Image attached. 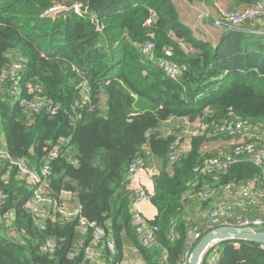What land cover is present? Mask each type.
I'll return each mask as SVG.
<instances>
[{"label": "trees", "instance_id": "obj_1", "mask_svg": "<svg viewBox=\"0 0 264 264\" xmlns=\"http://www.w3.org/2000/svg\"><path fill=\"white\" fill-rule=\"evenodd\" d=\"M234 2L240 9L228 11L256 3ZM54 5H78L81 13H95L97 18L91 21L78 13L49 18L45 12ZM152 15L151 26H145ZM147 42L154 44L157 57L172 49L173 61L186 66L179 80L167 77L154 59L140 52ZM16 61L23 65L20 96L38 102L40 109L25 112L9 93L8 83L0 86V136L9 158L39 173L52 150L67 148L60 145L62 139L68 140L71 151L69 157L60 153L49 163L51 176L44 187L52 203L42 231L24 208L32 186L15 166L9 168L8 160L1 162L0 264H86L81 253L69 257L81 238L76 228L80 217L103 227L115 240V256L103 252L105 264L122 258L124 238L137 244L146 264H159L163 256V264H181L185 252L197 243L190 242L194 229L205 234L204 214L212 201L236 197V191L228 194L223 189L226 185L253 182L264 191L262 169L246 159L225 173L195 175L194 168L221 147L203 150L204 145L223 136L209 130L194 137L188 153L170 164L175 139L158 131L171 118L211 123L231 115L264 129L262 36L229 31L215 47L198 41L181 21L173 0H0V78ZM136 158L160 162L150 199L157 210L150 222L158 227L157 245L150 249L139 245L129 212L125 179ZM213 183L214 196L197 202L203 211L200 222L187 221L183 206L191 203L188 196L212 189ZM63 193L75 203H64ZM63 204L78 208L76 219L65 220L57 213ZM8 212L13 214L11 221ZM46 239L54 240L53 253L41 252ZM215 249L217 264H264V246L259 244L230 240Z\"/></svg>", "mask_w": 264, "mask_h": 264}, {"label": "built area", "instance_id": "obj_2", "mask_svg": "<svg viewBox=\"0 0 264 264\" xmlns=\"http://www.w3.org/2000/svg\"><path fill=\"white\" fill-rule=\"evenodd\" d=\"M74 7L76 8V13L79 15L87 14L91 21L97 18L95 13L88 14L87 11L81 13L78 5ZM218 15V18L213 23L214 27L227 30L228 32H247L246 25H257L259 22L264 21V0H256L255 6L252 8L237 11L221 10ZM153 16L145 22V26H151ZM151 38H153L152 34ZM139 50L150 60L154 59L157 67L173 81L179 80L186 70L185 65H179L173 61V51L171 48L165 49L160 57L154 55V44L152 42L144 43L139 47ZM22 69V63L17 61L11 63L9 68L3 71L1 75L0 86L8 83L9 93L19 100L20 104L25 108V112L36 113L40 109V104L34 101H27L20 96L23 80ZM81 86L84 88L87 87L86 84H82ZM1 128L0 121V132ZM209 130L232 140V144L226 151L222 150V147L217 148L216 155L210 157L204 164L196 166L194 168L196 176H214L225 173L242 159H246L257 168L262 169V176L264 178V129L246 125L241 118L233 117L232 115L218 122L208 123L199 120L198 124L192 129L186 130L185 132L182 131L183 134L179 132L172 134L175 140L173 149L168 156L169 163L173 164L187 154L190 150L191 140ZM185 136L187 142L184 141ZM60 145H66L67 148L61 151L58 148L52 150L43 160L41 170L37 173L28 169L23 162L11 160L0 136V164L8 160L10 163L9 168L15 166L20 178L32 186V196L25 202L24 208L32 216L37 228L41 231L45 229L44 219L47 217L44 209L52 203L44 187L45 178L51 176L49 163L51 160L57 158L60 153L69 157L71 151V148L68 147L67 139H62ZM139 173L149 176L154 182L159 170L154 167H147L142 159L136 158L129 165L125 179L127 189L130 193L129 212L132 217L133 229L139 245L142 248L150 249L157 245L158 227L157 225L151 224V221L146 219L138 211V206L149 202L153 195L142 186L135 187ZM6 175L8 177L9 173ZM4 179L6 180L7 178L5 177ZM193 185L197 187L198 183L194 181ZM223 189L228 194L231 191H236L235 199L227 198L225 201H219L204 214L206 218L205 234L194 229L190 241L192 245L195 242L198 243L206 234L214 233L219 228H239L246 229L249 232L264 231V205H260V202L264 201V191L259 190L253 182L239 186L230 184L226 185ZM215 193L216 189L214 188H202L195 194V197L198 201L202 202L211 199ZM3 200V191L0 189V206ZM256 207H260V214L255 218H251L249 212ZM237 210L240 213H236ZM56 211L65 220L69 221L76 219L79 214L77 207L71 208L65 204L58 207ZM6 217L11 221L13 219L12 212H8ZM9 223L7 222L6 225L8 226ZM76 228L81 238L75 243L74 249L69 253L70 258H74L81 253L86 259V264H105V260H103L104 251L112 257L115 256L117 251L116 242L103 227L80 217L77 219ZM15 235L14 230L9 229V236L14 237ZM168 238L172 241L174 235L171 234ZM216 245L210 246L205 252L204 257L210 251L215 250L208 256V264H217L218 250L215 249ZM55 249L56 244L53 239H46L40 247L42 253H53ZM191 253L192 250L185 252L181 264H188ZM165 260L166 256H163L159 264H163ZM113 264H139V262L120 259L116 260Z\"/></svg>", "mask_w": 264, "mask_h": 264}, {"label": "crops", "instance_id": "obj_3", "mask_svg": "<svg viewBox=\"0 0 264 264\" xmlns=\"http://www.w3.org/2000/svg\"><path fill=\"white\" fill-rule=\"evenodd\" d=\"M173 2L177 7L181 21L188 28H190L195 39L198 41L209 42L214 47L219 43L222 36L228 32L227 30L219 29L213 26L214 21L218 18L217 16L219 12L221 10L240 9V7L235 4L234 0H173ZM246 30L249 33H255L264 38V21L259 22L257 25H246ZM198 122L199 120L190 122L187 118H171L163 123L158 131L162 136L165 137L176 132L183 134V132H185L187 129H192L194 126H196ZM181 128L186 130L180 132L182 131ZM184 141L187 142L186 136L184 137ZM216 146H221V141L218 140L207 143L204 145L203 150H209ZM222 148L227 150V148ZM147 156H149V154H147ZM146 161L147 162H145V164L147 167H154L159 170V160H151L150 158H147ZM139 186L144 187L151 195L154 193V182L149 176L145 174L139 173L135 187ZM227 198H229V195ZM230 199L235 198L231 197ZM61 200H63L64 203L69 201L75 203V198L68 193H63L61 195ZM188 200L191 203H187L183 206L185 219L187 221L199 223L203 212L200 208V205L197 203L200 201H198V199L196 200L194 196H188ZM223 200L224 199L219 200V198H217L216 200L212 201V205L214 206L218 201ZM260 205L263 206L264 201H261ZM50 207L51 204L47 205L44 209V212L47 216L50 212ZM73 207L76 206H71V208ZM138 211L150 221L154 220L157 216V210L152 205L151 201L145 202L138 206ZM259 211L260 207L253 208L251 212H249V216L255 217L258 215ZM236 213H240V211L237 210ZM121 259L138 261L139 264H146L137 244L128 238H124ZM205 264H208V260H206Z\"/></svg>", "mask_w": 264, "mask_h": 264}, {"label": "water", "instance_id": "obj_4", "mask_svg": "<svg viewBox=\"0 0 264 264\" xmlns=\"http://www.w3.org/2000/svg\"><path fill=\"white\" fill-rule=\"evenodd\" d=\"M74 13H76V8L71 7L52 13L51 17H68ZM230 240L255 243L264 246V231L249 232L246 229L239 228H219L214 233H208L199 240L192 249L188 264H202L205 252L210 246Z\"/></svg>", "mask_w": 264, "mask_h": 264}, {"label": "rangeland", "instance_id": "obj_5", "mask_svg": "<svg viewBox=\"0 0 264 264\" xmlns=\"http://www.w3.org/2000/svg\"><path fill=\"white\" fill-rule=\"evenodd\" d=\"M57 8V9H56ZM65 9H68V8H66V7H64V6H61V5H54V7H52L51 9H49L48 10V12H47V16L49 17V18H52L51 17V15H52V13H55V12H58L59 10H65ZM102 102H104V100H102ZM182 129V131H185L186 129H183V128H181ZM187 130H190V129H187ZM182 131H180V132H182ZM219 141H221V147H224V148H229L230 146H231V144H232V140H230V139H228V138H226V137H222L221 139H218ZM214 185H216L215 183H213V185H212V187L213 188H215L216 190H217V186H214ZM219 202V201H218Z\"/></svg>", "mask_w": 264, "mask_h": 264}]
</instances>
